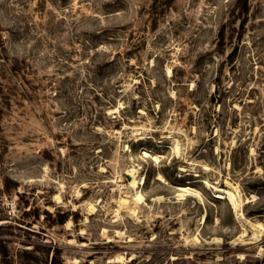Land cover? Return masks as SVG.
<instances>
[{
    "label": "rangeland",
    "instance_id": "obj_1",
    "mask_svg": "<svg viewBox=\"0 0 264 264\" xmlns=\"http://www.w3.org/2000/svg\"><path fill=\"white\" fill-rule=\"evenodd\" d=\"M0 37V264H264V0H0Z\"/></svg>",
    "mask_w": 264,
    "mask_h": 264
},
{
    "label": "bare ground",
    "instance_id": "obj_2",
    "mask_svg": "<svg viewBox=\"0 0 264 264\" xmlns=\"http://www.w3.org/2000/svg\"><path fill=\"white\" fill-rule=\"evenodd\" d=\"M167 72H168V75L172 74L170 69H167ZM141 135H142V133H141ZM141 135L136 134L135 136L138 138L139 136L141 137ZM140 139H138V140H140ZM128 150H130L129 147H128ZM155 160L157 161V158H155ZM182 169H184V168H182ZM137 174H138V170L135 169V168H132V169L128 170V175L131 178V180H129L128 187H130L131 189H133L136 192H135V194H134V196L132 198V202L131 203L129 201L130 199L129 200L127 199V197H126L127 195L126 196H122L121 195L118 198V200L115 201L118 206H117V209L114 210V212H115V216L118 217V218L124 212L127 215H129L130 217H133V218H135L137 220H139V218H140L139 217V214H140V210L139 209H140V206L143 204L144 200H143V196L139 192V189H140L141 183L144 180L142 181L143 178L140 179V180H137V176L139 175V174L138 175ZM159 178L161 180L163 178L162 175H160ZM205 182H206L207 187L216 188L215 186H212L209 182H207V181H205ZM225 182H226V188L227 189L223 190L222 192H219L217 197H223V194H224L225 195V199L229 200L232 204L237 205V211H236L237 217L238 218H244L243 212H241V206L243 205L244 201L242 200V192L240 190V186L237 185L236 183L230 182L228 179H226ZM183 196H184V194L180 193V195H178L177 198L180 200L181 198H183ZM163 199L164 198L161 196V197L156 198L155 201L161 203L163 201ZM54 200L56 201V203H62L61 195L60 194L54 195ZM87 204H88V212H89V214H92L94 212V210H95V206H94V204H92L89 201L87 202ZM203 217H204V215H203ZM87 219H88V216H87V218H85V220L87 221ZM248 223L251 224L252 228H255V227L258 228L256 230V233L254 234V237H256V239L260 238V236L262 235V231H264L263 225L261 223H259V222L253 224L249 220H248ZM71 225H72L71 221H67L66 222V227L68 229L71 227ZM121 234H122V232H118V235H121ZM242 236L243 237L246 236V231H244L242 233ZM113 259L116 262H118V263H123V264L125 263V259H123V257L120 256V255H116ZM71 264H78V261L75 260Z\"/></svg>",
    "mask_w": 264,
    "mask_h": 264
},
{
    "label": "trees",
    "instance_id": "obj_3",
    "mask_svg": "<svg viewBox=\"0 0 264 264\" xmlns=\"http://www.w3.org/2000/svg\"><path fill=\"white\" fill-rule=\"evenodd\" d=\"M5 47H6L5 41L0 37V50L2 49L4 50ZM63 221H61L60 223H63Z\"/></svg>",
    "mask_w": 264,
    "mask_h": 264
}]
</instances>
